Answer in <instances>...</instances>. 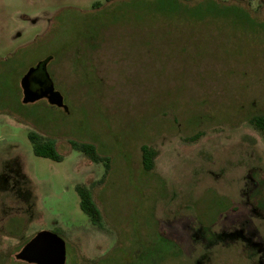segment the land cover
I'll use <instances>...</instances> for the list:
<instances>
[{
  "label": "rangeland",
  "instance_id": "374dc122",
  "mask_svg": "<svg viewBox=\"0 0 264 264\" xmlns=\"http://www.w3.org/2000/svg\"><path fill=\"white\" fill-rule=\"evenodd\" d=\"M47 56L66 110L21 102ZM260 114L264 0H0V264L39 230L65 264H264Z\"/></svg>",
  "mask_w": 264,
  "mask_h": 264
},
{
  "label": "water",
  "instance_id": "95a60500",
  "mask_svg": "<svg viewBox=\"0 0 264 264\" xmlns=\"http://www.w3.org/2000/svg\"><path fill=\"white\" fill-rule=\"evenodd\" d=\"M49 60V56L38 60L21 76V102L26 104L45 98L50 106L66 110L62 96L54 89L47 72L46 65ZM15 258L30 264H65V243L56 233L39 230L21 246Z\"/></svg>",
  "mask_w": 264,
  "mask_h": 264
},
{
  "label": "trees",
  "instance_id": "16d2710c",
  "mask_svg": "<svg viewBox=\"0 0 264 264\" xmlns=\"http://www.w3.org/2000/svg\"><path fill=\"white\" fill-rule=\"evenodd\" d=\"M256 129L264 133V115H255L251 116L248 119ZM196 135H192L191 137H195ZM28 140L31 144L32 151L35 155L51 158L53 160H59L60 155L55 151L54 146L48 140H43L34 132H29ZM73 144V143H72ZM78 149L83 151L88 157L93 161L101 160L98 154L95 151V148L90 143H81V144H73ZM140 157H141V166L144 171H149L153 165V157L154 151L151 147L145 144L140 145ZM107 158H103V167L105 170L107 169ZM75 190L78 195V206L80 210L86 215L88 220L94 224L100 225V214L96 206L94 205L91 195L86 187L83 185L77 184L75 185ZM203 225V224H202ZM147 258V257H146ZM145 259V258H144Z\"/></svg>",
  "mask_w": 264,
  "mask_h": 264
},
{
  "label": "flooded vegetation",
  "instance_id": "af4514ba",
  "mask_svg": "<svg viewBox=\"0 0 264 264\" xmlns=\"http://www.w3.org/2000/svg\"><path fill=\"white\" fill-rule=\"evenodd\" d=\"M35 64V63H34ZM42 99V98H41ZM45 99V98H44Z\"/></svg>",
  "mask_w": 264,
  "mask_h": 264
}]
</instances>
